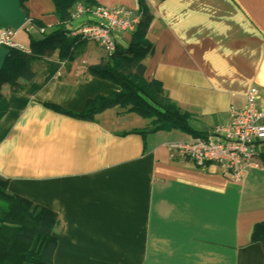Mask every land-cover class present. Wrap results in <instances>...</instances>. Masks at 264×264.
I'll return each mask as SVG.
<instances>
[{
	"label": "crops",
	"instance_id": "obj_1",
	"mask_svg": "<svg viewBox=\"0 0 264 264\" xmlns=\"http://www.w3.org/2000/svg\"><path fill=\"white\" fill-rule=\"evenodd\" d=\"M78 2L150 15L145 36L153 51L142 60L143 77L160 81L167 97L194 113L198 132L213 129L231 106L242 107L251 86L264 109V0ZM76 3L60 18L53 0H25L23 27L37 35L32 21L45 31L62 22L69 31L90 19L72 17ZM77 38L69 64L53 52L22 90L3 92L8 108L0 118V176L7 189L59 217L53 260L264 264V241L251 239L254 224L264 220V142L258 164L235 179L214 162L198 166L170 150L173 141L197 137L183 130L136 132L149 120L140 124L135 112L119 107L91 120L52 110L45 103L82 110L87 98L119 88L87 71L106 56L96 43ZM131 39V33L117 35L124 51L118 55ZM15 42L30 48L29 33Z\"/></svg>",
	"mask_w": 264,
	"mask_h": 264
},
{
	"label": "trees",
	"instance_id": "obj_2",
	"mask_svg": "<svg viewBox=\"0 0 264 264\" xmlns=\"http://www.w3.org/2000/svg\"><path fill=\"white\" fill-rule=\"evenodd\" d=\"M24 1L20 0V4L27 13ZM53 1L60 15L70 5L80 0ZM82 1L86 3L88 0ZM139 2L142 4L143 0ZM138 12L142 20L131 31V43L125 51L126 54L122 55L124 62L111 60L119 53H124L118 50L112 55H105L106 61L102 65L87 67L90 74L108 79L119 88H112L107 94H96L87 98L82 110L68 109L55 103L45 105L54 111L86 120L93 119L95 114L107 108L119 107L149 120L147 127L136 132L144 134L159 129H180L192 136H203L204 134L195 130L191 124L194 113L181 108L167 97L160 81L144 79L146 66L142 60L152 53L153 44L145 36L150 15H146L142 9ZM32 24L43 29L45 27L40 21L34 20ZM28 33L30 51L9 48L10 51L0 71V118L8 108L2 93L3 86L7 85L9 92L22 90L35 76L36 65L53 52H56L57 57L66 64L72 59V46L77 37L70 35L62 22L54 29L44 30L37 35L30 31ZM129 59L135 61L128 71L139 77V80L125 72L123 68V64ZM59 221L58 215L49 208L9 191L6 179L0 176V264H59L52 258L56 242L53 232ZM251 239L264 241V220L254 224Z\"/></svg>",
	"mask_w": 264,
	"mask_h": 264
},
{
	"label": "built area",
	"instance_id": "obj_3",
	"mask_svg": "<svg viewBox=\"0 0 264 264\" xmlns=\"http://www.w3.org/2000/svg\"><path fill=\"white\" fill-rule=\"evenodd\" d=\"M82 15L90 19L70 29L69 34L96 43L105 55L119 50L118 34L131 33L142 20L138 11L124 5L90 6L78 2L72 17ZM16 31L12 26L2 27L0 45L29 52V46L13 40ZM245 98L242 107L231 106L226 117L203 136L173 141L168 144L169 149L181 151L198 166L214 162L240 179L245 168L258 164L257 148L264 142V109L258 103L255 86L249 88Z\"/></svg>",
	"mask_w": 264,
	"mask_h": 264
},
{
	"label": "water",
	"instance_id": "obj_4",
	"mask_svg": "<svg viewBox=\"0 0 264 264\" xmlns=\"http://www.w3.org/2000/svg\"><path fill=\"white\" fill-rule=\"evenodd\" d=\"M27 20L28 17L21 7L20 0H0V27L12 26L19 29ZM9 51L8 47L0 45V71Z\"/></svg>",
	"mask_w": 264,
	"mask_h": 264
},
{
	"label": "rangeland",
	"instance_id": "obj_5",
	"mask_svg": "<svg viewBox=\"0 0 264 264\" xmlns=\"http://www.w3.org/2000/svg\"><path fill=\"white\" fill-rule=\"evenodd\" d=\"M2 29V27H0V30ZM28 38V33H27V31L24 29V27L22 26L21 28H19V29H17V31H16V33H15V35L13 36V39L15 40V41H17V40H20V39H27ZM118 57V58H117ZM123 56H120V55H118V56H115V57H113V61H117V60H119L120 62L122 61V62H124V58H122ZM114 58H117V60H114ZM134 59H129V61H127L126 62V64H123L124 65V70H125V72H128V74H130V75H133L137 80H139V77H136V75L135 74H131V72L130 71H128V70H130V66L131 65H133V63H134ZM7 85H5V86H3V88H2V93L3 92H5L6 90H7ZM132 115V117H133V120L135 121H139V123L140 124H144L145 123V121H147L146 120V118H144V117H141L139 114H137V113H132L131 114ZM193 117H194V114H193ZM193 121V118H192V120H191V122Z\"/></svg>",
	"mask_w": 264,
	"mask_h": 264
}]
</instances>
